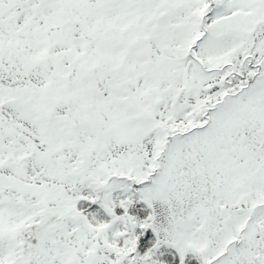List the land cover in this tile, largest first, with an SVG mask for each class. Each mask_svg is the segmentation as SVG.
<instances>
[{
    "label": "snow or ice",
    "instance_id": "6c2138e0",
    "mask_svg": "<svg viewBox=\"0 0 264 264\" xmlns=\"http://www.w3.org/2000/svg\"><path fill=\"white\" fill-rule=\"evenodd\" d=\"M0 264H264V0H0Z\"/></svg>",
    "mask_w": 264,
    "mask_h": 264
}]
</instances>
